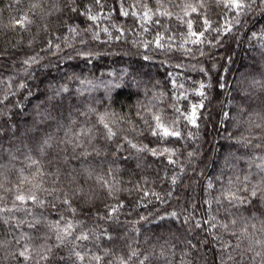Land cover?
<instances>
[{"label":"trees","instance_id":"16d2710c","mask_svg":"<svg viewBox=\"0 0 264 264\" xmlns=\"http://www.w3.org/2000/svg\"><path fill=\"white\" fill-rule=\"evenodd\" d=\"M122 261L264 264L259 0H0V264Z\"/></svg>","mask_w":264,"mask_h":264},{"label":"snow or ice","instance_id":"6c2138e0","mask_svg":"<svg viewBox=\"0 0 264 264\" xmlns=\"http://www.w3.org/2000/svg\"><path fill=\"white\" fill-rule=\"evenodd\" d=\"M71 3H75V0H70ZM157 2L159 3L160 0H157ZM96 3H100V0H96ZM201 3V7H203V0H200ZM216 3L218 6H222L226 12H234V13H240L242 12L245 8L250 9L254 4L257 3V0H216ZM260 4H264V0H259ZM188 7L191 8V13H198V9L194 6L188 5ZM71 11L76 12L77 9L76 8H72ZM149 11H151L149 9ZM191 13L189 12H185L186 16H189ZM84 15H87V12L82 13ZM129 13L128 12H123V15L127 16ZM156 14L159 15H164V16H170L172 15L169 12H163L160 13L159 10L157 11ZM92 20H95L96 17L95 16H91L89 17ZM145 19L151 20V17L148 15V12H145ZM202 20V26L205 28V30L211 29V22L210 20L206 17L203 16L199 19H197V21H195L196 23H201ZM27 23H31V21L27 20V17H24L23 19H18L16 20L15 24L21 28L25 27V25ZM156 23H159V21H156ZM187 28L189 29V36L190 37H195L194 40H192V43H201L202 42V37L204 36V31H200L199 33H197L196 31H192L193 29V23L194 21L192 19H188L187 21H185ZM237 23H239V21L237 20ZM232 30V23L229 21H225V24L223 26V31L224 32H230ZM68 31L69 32H75L76 29L75 27H68ZM217 33H219L220 29H216ZM49 46H51V41L48 42ZM158 46L162 47L163 45H159ZM57 48H59V45L56 46ZM147 59V57H146ZM33 62H35V58H32ZM25 63H28V61H25ZM21 87H23V85H21ZM201 87L203 88V85H201ZM223 87V85H222ZM199 95L203 96L204 93L201 92L199 93ZM203 107V104H199V105H192L191 108V113L185 117V119H187L190 123H192L193 125L196 124V118H197V110L198 108ZM155 121H156V125L155 128H153L152 130V135L153 136H157L160 138H168V137H179L181 135V133L179 131H176L174 129H170L169 127L165 126V124L162 122L161 117L160 116H156L154 117ZM100 122L103 123V117L100 118ZM105 128H107V124L104 125ZM113 135H115L114 133L111 132V130L109 129L108 132V136L109 138H111ZM133 148L136 147V145H132ZM141 151H143L144 149H140ZM149 151L152 153L153 156L157 155V151L156 149H149ZM169 150L167 148H165L163 150V152L160 153V155H163L164 153H167ZM170 163H174V161H169ZM245 179H247V177H245ZM173 183H175V180H173ZM211 186V185H209ZM245 191H247V189H245ZM147 195V193L145 194ZM251 197H256L258 195V192L256 190H253L250 192L249 194ZM226 199H229L230 201H239L240 203H250V201L247 199V197L241 199L240 197H238L235 193H230L228 195H226L225 197ZM16 199L19 201H25L27 200H31L33 202H35L37 200V197L35 195H28L27 197L25 195L22 194H18L16 196ZM65 203H68V201L66 200ZM113 211H115V209H113ZM172 216H175L176 213H171ZM143 219V217H142ZM214 219V218H213ZM233 223H235V221H233ZM199 226V225H197ZM224 228H227V225H221ZM69 227H71L69 225ZM213 227H215V225H213ZM88 237L85 236H80L77 237L76 239H81V240H86ZM193 247H195V245H193ZM20 256L25 257V253L21 252L19 253ZM77 256L78 259L83 260L84 257L81 256L79 253L75 254ZM137 255V253L133 252L131 254V256H135ZM131 256L129 257V259H131ZM231 258V257H230ZM25 259H28V257H25ZM41 259L47 260L48 258L45 256H41ZM95 259L99 260L100 257H95ZM122 264H126V262L122 261ZM141 264H143V262H141Z\"/></svg>","mask_w":264,"mask_h":264}]
</instances>
